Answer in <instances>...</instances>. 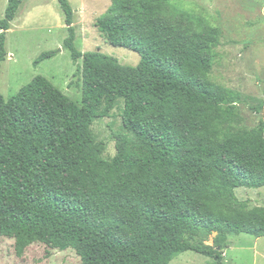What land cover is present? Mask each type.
Masks as SVG:
<instances>
[{"label":"trees","instance_id":"obj_1","mask_svg":"<svg viewBox=\"0 0 264 264\" xmlns=\"http://www.w3.org/2000/svg\"><path fill=\"white\" fill-rule=\"evenodd\" d=\"M22 2L8 0L0 20V70ZM57 2L63 46L82 61L81 102L42 76L7 101L0 94V237L14 241L15 255L41 244L72 250L80 264H170L189 251L224 264L228 236L264 237V207H236L235 197L264 188V104L248 129L240 96L209 82L219 30L170 0H110L95 28L140 56L132 68L79 52L70 4ZM119 101L109 158L92 127Z\"/></svg>","mask_w":264,"mask_h":264},{"label":"rangeland","instance_id":"obj_2","mask_svg":"<svg viewBox=\"0 0 264 264\" xmlns=\"http://www.w3.org/2000/svg\"><path fill=\"white\" fill-rule=\"evenodd\" d=\"M8 0H0V20L4 18ZM73 11L75 48L81 52H97L116 59L121 65L135 68L140 56L124 47L111 46L95 28V22L110 7V0H68ZM176 12L192 18H204L219 30V45L214 50L208 80L240 96L238 105L248 129L263 118L255 111L264 104V0H170ZM68 37L65 17L57 0H23L16 18L6 33V60L0 70V94L5 101L35 77L48 79L75 103L81 102V91L75 72L77 65L63 44ZM54 55L37 63L43 53ZM37 63V64H36ZM122 102L109 118L95 121L92 133L106 145L105 157L115 154L113 135L121 130ZM240 208L264 207V188L236 189ZM233 208V203L227 202ZM215 235L204 237L213 246ZM14 241L0 237V264H80L72 250L58 252L33 244L22 257L13 249ZM224 264H264V237L228 236V247L222 251ZM170 264H212L194 252L176 257Z\"/></svg>","mask_w":264,"mask_h":264}]
</instances>
